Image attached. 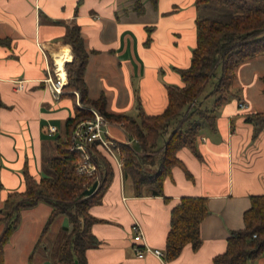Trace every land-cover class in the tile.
<instances>
[{
  "label": "crops",
  "instance_id": "1",
  "mask_svg": "<svg viewBox=\"0 0 264 264\" xmlns=\"http://www.w3.org/2000/svg\"><path fill=\"white\" fill-rule=\"evenodd\" d=\"M135 1L0 0V209L10 191L24 189L25 166L37 178L53 174L48 161L58 154L59 139H67L74 98L67 89L55 97L45 78L56 55L73 59L71 43L63 40L69 26H80L90 51L89 96L103 93L109 111L136 116L140 103L146 113H160L168 103L167 85L184 84L178 69L190 65L196 46V0H143L142 11L135 9ZM148 27L150 44L145 43ZM263 75L264 52L237 65L232 86L240 90L219 108L214 125L201 129L198 153L187 146L177 151L192 178L174 166L163 195H136L122 166L110 159L113 178L101 202L89 208L99 219L90 231L100 242L87 248L88 264H215L232 230L244 227L251 195L264 193V124L255 137L254 123L245 119L247 113L264 111ZM240 100L245 107H239ZM50 125L56 130L49 131ZM110 133L116 140L136 142L116 121ZM184 195L207 197L210 212L201 223L200 246L188 243L171 260L152 253L138 257L135 244L165 252L171 209ZM51 210L46 201L21 210L19 225L4 246L5 264H55V241L70 222L58 215L45 231ZM134 222L143 232L138 242ZM3 228L1 223L0 234ZM248 264H264V256Z\"/></svg>",
  "mask_w": 264,
  "mask_h": 264
},
{
  "label": "trees",
  "instance_id": "2",
  "mask_svg": "<svg viewBox=\"0 0 264 264\" xmlns=\"http://www.w3.org/2000/svg\"><path fill=\"white\" fill-rule=\"evenodd\" d=\"M149 1L156 4L158 0ZM135 2V9L142 11L144 1ZM196 7V46L190 65L178 69L184 84L167 85L168 103L156 114L146 113L140 103L136 116L111 112L103 93L97 98L90 97L85 77L90 51L80 26L68 27L63 40L71 43L74 56L66 63L68 81L64 87L71 91L75 106L73 115L66 120L67 139H59L58 154L48 161L51 176L37 178L25 166L24 189L10 191L5 198L0 209V224H4L0 234V264H5L4 246L19 225L21 210L39 201L52 206L45 231L58 215H66L70 222L55 241V264H88L87 248L100 242L90 231L91 224L99 219L89 208L101 202L114 175L112 161L95 142L89 151L96 169L89 173L78 171L81 155L69 148L74 128L79 122L92 119L93 109L110 121L123 122L136 140L128 143L115 139L116 149L123 157L124 178L130 180L136 195H163L164 181L176 165L182 166L192 178L177 151L187 146L198 153L199 132L205 124L214 125L217 110L229 98L237 65L264 52V0H196ZM147 30L145 43L150 44L152 28ZM218 66L219 75L215 73ZM215 75L213 107H204L201 94ZM262 80L264 83V75ZM245 119L254 123L256 137L264 124V111L247 113ZM96 180L99 181L96 190L87 195L85 190ZM209 212L205 196L184 195L172 207L165 249L167 260L176 258L188 243L194 249L200 246L201 223ZM243 219L244 227L232 230L225 251L214 256L215 264H248L264 255V193L251 195V205L244 211Z\"/></svg>",
  "mask_w": 264,
  "mask_h": 264
},
{
  "label": "built area",
  "instance_id": "3",
  "mask_svg": "<svg viewBox=\"0 0 264 264\" xmlns=\"http://www.w3.org/2000/svg\"><path fill=\"white\" fill-rule=\"evenodd\" d=\"M66 63L67 61L64 62L65 75H63L58 71L56 58H53L50 67L51 74L45 78L46 86L55 97H58L64 92V86L68 81ZM18 87L22 88L23 85L20 83ZM245 105V101H239V107L243 108ZM93 112L94 117L92 119L79 122L71 134V143L69 148L79 152L81 155V160L77 164V169L80 172L89 173L96 169V165L92 162L91 153L89 151L90 145L94 142L110 159L113 158L119 166H122L123 157L116 149L115 139L110 135V125L112 121L95 109H93ZM118 123L124 127L123 122ZM48 130L55 131L56 126L50 125ZM202 139H205V137L202 136ZM129 142L131 143V141H128V143ZM131 229L133 231L134 240L138 242L143 239L142 228L138 222H134ZM134 249L138 257H143L147 253H152L161 258L165 256V252L163 250L151 247L150 245L139 246L138 244H135Z\"/></svg>",
  "mask_w": 264,
  "mask_h": 264
},
{
  "label": "rangeland",
  "instance_id": "4",
  "mask_svg": "<svg viewBox=\"0 0 264 264\" xmlns=\"http://www.w3.org/2000/svg\"><path fill=\"white\" fill-rule=\"evenodd\" d=\"M215 73H216L217 75H219V74L221 73V68H220V66H218V67L216 68ZM216 80H217V77H216V75H215V76H213V77L210 79L209 83L205 86V88H204V90H203V92H202V94H201L202 105H203L204 107H208V108L213 107V102H214V100H215V95H214V93H212V90H213V88H214V84H215ZM236 90H240V89H238V88L232 86V87H231V90H230V95H229V96H233V93L236 92ZM219 112H220V109L217 110V116L219 115ZM216 118H217V117H216ZM206 126H208V124H205L203 127H206ZM200 131H201V130H200ZM50 239H51V235L46 236V238H45V240L43 241V243H44V244H47L48 241H49ZM38 251H40V249H39ZM261 256H264V255H261ZM256 261H257V260H256Z\"/></svg>",
  "mask_w": 264,
  "mask_h": 264
},
{
  "label": "bare ground",
  "instance_id": "5",
  "mask_svg": "<svg viewBox=\"0 0 264 264\" xmlns=\"http://www.w3.org/2000/svg\"><path fill=\"white\" fill-rule=\"evenodd\" d=\"M68 59L67 55L59 54L56 55L57 65H58V71L65 75V69H64V62Z\"/></svg>",
  "mask_w": 264,
  "mask_h": 264
},
{
  "label": "water",
  "instance_id": "6",
  "mask_svg": "<svg viewBox=\"0 0 264 264\" xmlns=\"http://www.w3.org/2000/svg\"><path fill=\"white\" fill-rule=\"evenodd\" d=\"M98 184H99V181L96 180V181L92 184L91 187H89V188H87V189L85 190V193H86L87 195L92 194V193L96 190ZM76 263H77V260H76Z\"/></svg>",
  "mask_w": 264,
  "mask_h": 264
}]
</instances>
